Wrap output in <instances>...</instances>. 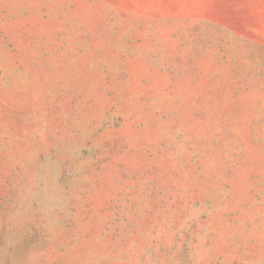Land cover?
Segmentation results:
<instances>
[{
  "label": "rangeland",
  "instance_id": "obj_1",
  "mask_svg": "<svg viewBox=\"0 0 264 264\" xmlns=\"http://www.w3.org/2000/svg\"><path fill=\"white\" fill-rule=\"evenodd\" d=\"M0 264H264V0H0Z\"/></svg>",
  "mask_w": 264,
  "mask_h": 264
}]
</instances>
